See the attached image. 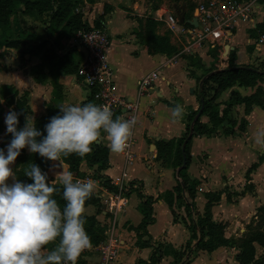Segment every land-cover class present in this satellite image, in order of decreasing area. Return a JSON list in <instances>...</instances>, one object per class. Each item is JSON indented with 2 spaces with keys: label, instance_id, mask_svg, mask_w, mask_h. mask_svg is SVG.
<instances>
[{
  "label": "crops",
  "instance_id": "obj_1",
  "mask_svg": "<svg viewBox=\"0 0 264 264\" xmlns=\"http://www.w3.org/2000/svg\"><path fill=\"white\" fill-rule=\"evenodd\" d=\"M83 1L85 5L89 4L90 9L94 7L92 14L95 15V19L97 20L102 17V25L107 27L110 34L111 43L107 50V59L114 70V80L118 94L126 96L128 99L136 98L138 97L140 80L154 71H157L159 74L157 80L159 92L146 93L139 97L138 120L134 128L137 159L128 168L134 185L129 193V203L125 211L118 218V233L121 237L122 247L116 264H181L183 260L187 259L189 252L182 259L180 258V252L185 250L191 237V231L186 223V221H189L186 209L188 200L186 192H184L183 199H177L175 194L173 209L178 218L176 221L165 194L167 192H174V188L181 178L178 175V167H175L173 163L162 164V160L158 159L157 142H167L182 137L186 132L188 115L198 110L200 104L195 94L192 104L188 105V100L186 99L185 101L184 96L181 94L182 85L180 84L181 82L179 83L176 80V75L181 74L187 82L194 83L197 86L198 81L196 77H201L203 74H198L199 70H196V67L198 68L199 66L194 65L193 68L194 57L196 58L199 54L202 59L201 64L209 68L215 63V57L209 54L208 51L217 47L219 43H222L223 46L222 56L218 63H216L219 68L227 65L225 58L232 52L236 54L235 63L238 65L253 64L259 60V57L264 55V44L260 43L261 37L257 38L254 32L259 31L260 25L264 24V7L262 5L264 1L257 8L254 25L241 21L231 33H228L226 37H221L216 46H204L190 54L193 58L189 55L188 58L179 57L174 61H171V57H168L167 54H153L150 52V46L145 40L146 21L149 18L147 14L154 13L152 18L158 23L156 26L158 34H170L166 23L162 19H156V16L162 13V11L172 12L177 16L179 9L184 8L185 19L194 20L197 25V5L200 1L206 0H97L95 3H90L87 0ZM106 4H109L107 5V8L109 7L110 9L108 12L105 11ZM155 6H157L156 10L152 9ZM83 7L86 14H88L90 9H87L86 6ZM88 21L95 24L96 20H92L89 17ZM188 23L185 22V24ZM170 36L172 42L179 43L171 34ZM226 44L233 47V50H230L227 55H225ZM73 45L72 39L67 40L66 50ZM2 49L3 51L0 49V52H2L0 56V63L2 65L0 67V87L2 85H14L20 93L28 91L29 104L33 112L31 118L35 119L36 117L45 115L48 105L52 102V83L37 82L30 75L28 66L24 68V77L20 75L19 70L14 68L9 69L4 62L5 52L9 49ZM76 54L79 61H82L84 55L79 48ZM37 61L38 59H33L31 64ZM191 68H193V71ZM194 70L196 71L195 76ZM59 81L63 87V96L61 101H59L60 105L82 106L92 96L91 90L83 84L76 74L61 75ZM168 86L174 88L173 93L167 88ZM191 89L192 93H196V89ZM248 90L249 93H247L246 89H241V92L243 94L253 92L251 88ZM160 93L162 96L159 95ZM227 97L228 95L226 94L223 98L226 99ZM168 101L174 106L169 105ZM176 105L183 107L184 114L179 119L172 116V109ZM241 111H243V107ZM247 119L249 124L246 132L255 125L264 126V110L260 107H255L247 116ZM202 120L208 122L209 118L202 116ZM246 132L235 136L194 137L191 144L192 160L185 170V174L190 179L199 181L195 198L197 211L204 212L207 204V193L222 192L220 201L212 206V214L216 221L225 224L229 220L220 214L221 208L225 211H232L233 207L235 208V215L240 217L241 211L237 207H239V204H243L245 200L246 202L251 200L248 193L243 196L237 195L241 191L233 192L237 197L234 196V199L233 194L231 195L230 192H226V186H224L226 182L223 183L222 179L223 176L230 178L231 172L239 176L241 172L247 169L246 175L248 169L254 163H257L258 151L248 146L249 138ZM222 137L225 139L229 138L230 141L225 142L223 145L218 144L217 148L216 145L219 142L217 140L223 139ZM98 142L109 146L107 135L103 131H101ZM245 148L250 150L248 155L250 154L251 156L250 159L248 158V161L239 157L240 150ZM27 151L30 152L28 148ZM109 159L108 168L99 174V178L108 179L121 173L124 167L122 153L110 151ZM232 160L233 162L231 163ZM57 161L58 166L56 165L52 167L53 169L47 171L53 183L59 182L58 179H52V176H57L62 170H68L66 163L61 159ZM81 169L84 172V176L95 172L86 162L82 163ZM102 192L103 190H100V193ZM139 193H143L145 197H153L154 200V222L149 224L146 229L141 226L144 215L140 209L143 199ZM228 195H231V201ZM227 207L228 209H225ZM97 211L98 208L95 205H89L85 207L84 213L93 215ZM97 217L104 224L108 223L109 217L103 206L101 213ZM232 234L235 233L226 230L227 237L237 236ZM56 244V241L50 243L44 250L50 251ZM228 248L224 246L219 247L215 251L205 254L204 257H201V254L205 251H200L190 264H200L199 262L202 261V264H220L222 261L225 264H229L225 258V255L230 252V248ZM192 249H194V243ZM230 256H232V252ZM99 260L97 246H92L81 253L77 264L79 261H82L84 264H99Z\"/></svg>",
  "mask_w": 264,
  "mask_h": 264
},
{
  "label": "trees",
  "instance_id": "obj_2",
  "mask_svg": "<svg viewBox=\"0 0 264 264\" xmlns=\"http://www.w3.org/2000/svg\"><path fill=\"white\" fill-rule=\"evenodd\" d=\"M87 1L95 3L97 0ZM83 6H85L83 0H0V49L19 50L20 60L28 64L33 59H38L30 66V75L39 83L51 82L53 85L52 102L47 107V113L34 119L35 127L44 136L47 135L45 125L49 123L50 118L60 114V109L57 107L60 105L59 101L63 96V87L59 81L60 76L77 74L81 63L76 54L77 45L70 46L66 50V41L72 39L78 31L91 28L89 21L84 17V13L77 11V8ZM20 16L30 18L32 25L16 34L14 26ZM157 24V21L152 17L146 21L145 40L150 46V52L173 56L177 50L170 40V34H158L156 32ZM94 25L104 27L102 17L96 19ZM35 26H40L44 35L35 33ZM217 52L214 50L215 63L207 68L201 77H196L199 83L196 95L200 107L193 114L188 115L185 134L178 139L157 142L158 159L162 160V164L173 163L175 167H178V175L181 178L174 188V192H167L165 196L176 221L178 218L173 209L175 194L177 199H183L184 192H186L188 200L186 209L189 221L186 223L191 231V237L185 250L180 252L181 259L189 252L187 259L183 260L181 264H190L196 256L193 254H198L200 251L211 253L222 246L234 247L238 250L236 254L238 264H264V254L257 256V245L264 247V204L257 208L256 214L248 223L243 235L237 238L227 237V225L216 221L212 214V206L220 201L222 192L207 193V204L204 212L201 213L197 211L195 203L199 181L192 180L185 174V170L192 160L191 144L194 137L242 134L248 128L247 116L252 110L255 107L264 110V88L259 85L260 82L264 81V60H257L253 64L238 65L235 63L236 54L232 52L225 58L227 65L219 68L216 64L220 59ZM190 56L193 58L192 55ZM198 66L201 67L202 64L198 63ZM195 74L194 70V76ZM249 88L255 89L250 94L241 92V89ZM226 94L228 97L224 99ZM89 101H93V96L86 103ZM167 103L174 106L169 101ZM8 107L19 112L17 130L22 129L26 123V117L33 113L29 104V92L25 91L21 95L14 85H2L0 87V136L6 130L3 113ZM242 107L243 111H241ZM202 116H207L209 121L204 122ZM191 129L194 131L193 136L189 138L183 149ZM11 139L12 135L7 132L5 141L10 143ZM40 139L42 137H37L38 141ZM98 141L91 145L92 151L84 157L76 154L68 157L61 156L60 159L68 165V170L73 173L74 177L84 176L81 169L84 162L94 169L96 177H100L99 174L108 168L110 148L107 144ZM184 159H186L185 167H183ZM51 161L41 157L38 153L28 152L26 147L21 150L16 159L15 178L23 183H32L33 181L24 175V169L28 168L30 164L38 165L41 171L47 174L48 182L54 184L58 189L53 198L58 201L61 209H63L66 202L62 198V186L59 183L51 182L47 173ZM256 167H258V163H254L248 169L246 173L248 180ZM104 184L113 189V186L109 184V179ZM139 194L143 199L140 206L144 215L141 226L146 229L149 224L154 222V200L153 197H145L143 193ZM245 194V191L237 193V195L242 196ZM228 198L231 201V195H228ZM89 205H95L98 211L93 215L83 214L86 221L85 229L91 239L92 246H98L106 238L107 225L97 217L103 206L102 199L97 192L94 191L91 198L86 201L85 207ZM56 243H59V238H57ZM193 243L194 249H192ZM78 264L84 263L79 261Z\"/></svg>",
  "mask_w": 264,
  "mask_h": 264
},
{
  "label": "clouds",
  "instance_id": "obj_3",
  "mask_svg": "<svg viewBox=\"0 0 264 264\" xmlns=\"http://www.w3.org/2000/svg\"><path fill=\"white\" fill-rule=\"evenodd\" d=\"M57 107L60 114L51 117L45 125L46 136L37 130L31 117H26L20 130H17L18 113L10 110L5 117L12 139L7 145V154L0 149V264H77L81 253L92 247L83 214L86 201L94 193V182L74 180L70 170L59 172L57 179L66 202L61 209L53 198L58 189L48 182L47 174L38 165L30 164L24 169V175L32 183L15 179L10 165L21 150L27 147L30 152L52 161L72 154L84 157L92 151L91 145L103 131L110 151L122 153L137 124L135 117L113 119L109 107L92 102ZM183 114L181 105L172 109L176 119ZM37 137L42 139L38 141ZM254 142L264 150V126L255 132ZM57 238L59 243L45 251Z\"/></svg>",
  "mask_w": 264,
  "mask_h": 264
},
{
  "label": "built area",
  "instance_id": "obj_4",
  "mask_svg": "<svg viewBox=\"0 0 264 264\" xmlns=\"http://www.w3.org/2000/svg\"><path fill=\"white\" fill-rule=\"evenodd\" d=\"M259 2L260 0L200 1L197 5V25L181 23L174 13L162 11L155 18L162 19L169 33L182 45V51L177 52L171 61L179 58L182 53L191 54L204 46H216L218 40L231 33L241 21L249 25L255 23ZM77 11L83 12L85 17L84 7L77 8ZM90 25V29L80 30L72 38L74 45H77L84 55L78 67L77 77L91 90L95 104L110 108L113 112V119L135 117L138 120L139 97L157 87L158 72L154 71L140 80L138 97L128 99L118 94L114 70L107 59V50L111 43L110 34L105 26L96 27L92 23ZM260 43L264 44V35L261 36ZM135 145L136 138L133 129L128 147L122 152L124 167L121 173L108 178L113 189L104 184L107 178L96 177L95 172L74 177V180L82 181L91 179L94 182V191L106 206L105 211L109 218L106 224V238L97 246L99 264H116L121 251L122 241L118 233V218L129 203V193L134 185L128 168L137 159ZM100 190L103 192L100 193Z\"/></svg>",
  "mask_w": 264,
  "mask_h": 264
},
{
  "label": "rangeland",
  "instance_id": "obj_5",
  "mask_svg": "<svg viewBox=\"0 0 264 264\" xmlns=\"http://www.w3.org/2000/svg\"><path fill=\"white\" fill-rule=\"evenodd\" d=\"M263 1L260 0L259 3L262 4ZM154 4H155V2H154ZM107 5H109V4H106V8H105L106 12L110 11V9L107 8ZM262 5L264 7V4H262ZM85 6H86L87 9H90V6H89L88 3ZM156 8H157V6H155V8L152 7V9H155V10H156ZM192 8H194V7L192 6ZM90 10L88 11V14H85V18L88 20V18L91 17L92 20H96L95 19V15L92 14V11L94 10V7L91 8ZM153 14L154 13L151 12V14H147V17H153ZM31 25H32V20H30V18L20 16L17 19V23H15V26H14L16 34L20 33L21 30H23V29L29 28ZM35 27H36L35 30H34L35 33H38V35H44L40 26H35ZM260 28L261 29H259V31H255L254 32V34H255V36L257 38H260L262 35H264V24ZM39 29H41V30H39ZM159 34H161V33H159ZM165 34H167V33H165ZM171 42H172V40H171ZM172 43L176 47V50H177L176 52L182 51L181 50L182 49V45H179V43H177V42H172ZM227 43H229V42H227ZM214 50H217L218 51L217 52L218 53V57H221L222 56L221 53L223 51L222 43H219V45H217V47H215L214 49L212 48V49H210L208 51L209 54H211L212 56L215 57ZM1 51H3V49H1ZM19 52H20L19 50H15V49L6 50V52H5L6 56H5L4 62L9 67V69L14 68V69L19 70L20 71V75L22 77H24V75H25L24 68H26L25 65H27L30 68V66L32 65L31 64L32 62H30L29 64L25 63V62H22L20 60V57H19ZM0 54H2V52H0ZM173 56H168V57L172 58ZM180 57L188 58L189 54L182 53ZM200 57L201 56H199V54H198L197 57L195 59H193L194 60V63H192L193 68H194V65L198 66V63H201L202 59ZM259 60H264V55L260 56ZM193 68H191L192 71H193ZM191 69H189V71H191ZM206 69L207 68L204 65H202L201 67L199 66L198 68L196 67V70H199L198 74H204ZM176 80L179 83L181 82L180 83L182 85L181 94L184 96L185 101L187 99L188 102H189L188 105L192 104V100L195 99V94L196 93H192L191 92V90H192L191 88H194V89L197 90L199 88V83H198L197 86L194 85V83L191 84L190 82H187L183 78V76L181 74L176 75ZM0 85H1V83H0ZM259 85H261L264 88V81L260 82ZM167 88L170 90L171 93L174 92V88L172 86H168ZM246 91H247V93H249L248 89H246ZM23 93L24 92H22L20 94L22 95ZM12 109H13L12 107H8L6 109V111H4V113H3L4 122H5V117H6L7 113L10 110H12ZM12 111H15V110H12ZM15 112L19 114V112L17 110ZM29 117H31V115ZM258 128H260V126H258V125L256 126L255 125V126H253V128H250V130H248L246 132L247 133V137L249 138L248 146L252 147L254 149H257L258 157H259V158L257 157L258 167H256V169L252 172V175L250 176L251 180L250 179L248 180V178L245 175V172H246L247 169L245 171L241 172L239 174V176H237V175H235V173L231 172L230 173L231 176H229L230 178H228L227 176H223V178H222L223 179V183L226 182V184H224V186H226V190H227L226 192H230L231 195H232L234 191L235 192L241 191L240 193H243L245 191L246 193H248V195H250L249 198H251V200H248L247 202H246V200L244 201V199H243V201H244L243 204H241V205L239 204V207H237V208H239V211H241V216L240 217H237L235 215V211H234L235 208H233V207L231 209L232 211H230V210L225 211L222 208L220 210V214L224 215L229 220L226 223V225H227L226 226L227 227L226 230H228V232L231 231V233H235V234H232V235H237V236H233V237H236V238L240 237L241 235H243L245 233L246 227H247L248 223L251 221L252 217L256 214L257 208L260 205L264 204V150H262L254 142V134H255V132L257 131ZM6 131H4V133L0 136V149H3L5 151V154H7V145L9 144L8 142L5 141V135H6L5 133H6ZM222 138L223 139H218L217 140L220 143L216 141L217 142V145H216L217 148L219 146L218 144H222L223 145L225 142L227 143L228 141H230L229 138H227V139H225L224 137H222ZM249 151L250 150L247 149V148L241 149L240 150L241 153L239 154V157L242 158L243 160H247L248 161L250 159V156H251L250 154L248 155ZM204 157H206V155H204ZM232 162H233V160L231 161V163ZM15 163H16V161L12 165H10V167L13 169V172H14ZM57 163H58L57 160L56 161H51V165H50L48 170L53 169L52 167H54L56 165L58 166ZM232 171H234V170H232ZM50 174H51V172H50ZM52 177H53L52 179H54V180L57 179V176H55V177L52 176ZM12 182H13V179L10 178L8 183L11 184ZM234 196L236 197V195L233 194V198H234ZM225 209H228V207L225 208ZM194 217H195V215H194ZM233 223H235V224H233ZM231 252H232V256H230ZM236 253H237V249H234V247H231L230 248V252L227 255H225L226 256L225 257L226 261L229 264H238V262L236 260ZM205 254H208V252H204L203 254H201V257H204ZM262 254H264V247L257 245V256H260ZM193 255H197V254H193ZM205 261H207V260H205ZM199 263L202 264L203 261L199 262ZM220 264H225V262L222 261Z\"/></svg>",
  "mask_w": 264,
  "mask_h": 264
},
{
  "label": "water",
  "instance_id": "obj_6",
  "mask_svg": "<svg viewBox=\"0 0 264 264\" xmlns=\"http://www.w3.org/2000/svg\"><path fill=\"white\" fill-rule=\"evenodd\" d=\"M177 16L179 17V20H180L181 23L189 22V23H191L193 25H196V22H194V20H186L185 19V9L184 8H180L179 9V13L177 14ZM230 50H233V47L231 45H229V44H226V46H225V55H227ZM154 92H159V88L155 87V89H151L148 93H154ZM159 95L162 96L161 93ZM200 113H201V111H200ZM200 113H199V115H200ZM193 132H194L193 129H191V132H190L188 138L186 139V141H185V143L183 145V149H184L186 143L188 142L189 138H191L193 136ZM185 166H186V159H184V163H183V167H185ZM103 208L105 209L106 206L103 205Z\"/></svg>",
  "mask_w": 264,
  "mask_h": 264
}]
</instances>
